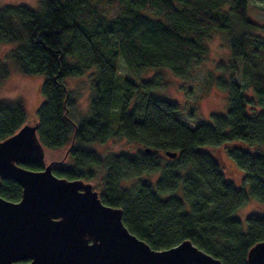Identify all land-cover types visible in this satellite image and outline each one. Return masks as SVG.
Here are the masks:
<instances>
[{
	"label": "trees",
	"instance_id": "obj_1",
	"mask_svg": "<svg viewBox=\"0 0 264 264\" xmlns=\"http://www.w3.org/2000/svg\"><path fill=\"white\" fill-rule=\"evenodd\" d=\"M248 3L39 0L37 10L23 5L0 8V42L23 43L11 57L23 74L44 76V99L35 123L38 139L45 150L67 147L74 163L53 160V173L88 182L96 176L93 168L104 170L101 201L122 209L128 230L154 250L190 240L223 264H249V250L264 242L263 216L248 215L246 226L234 216L248 196L264 203V109L248 108H264V68L245 63L250 56L264 58V25L250 20ZM214 33L225 34L232 57L249 66L244 71L250 74L256 102L232 79H221L219 86L228 92L226 113L190 127L177 117L181 109L176 101L155 95L165 86L163 75L141 77L150 69H169L190 79L193 69L205 61ZM68 57L75 62L69 63ZM120 60L138 83L120 82ZM93 68L90 117L74 123L69 113L75 97L64 79ZM8 74L0 58V81ZM118 89L120 104L115 110ZM26 121L21 102H0V141ZM111 137L137 144V153L102 156L85 146ZM225 144H235L227 152L244 172L240 185L229 181L218 159L205 151ZM167 151L177 156L170 158ZM21 196L17 183L2 181L0 197L18 202Z\"/></svg>",
	"mask_w": 264,
	"mask_h": 264
},
{
	"label": "water",
	"instance_id": "obj_2",
	"mask_svg": "<svg viewBox=\"0 0 264 264\" xmlns=\"http://www.w3.org/2000/svg\"><path fill=\"white\" fill-rule=\"evenodd\" d=\"M45 152L36 124L0 141V186L11 180L22 188L18 202L0 197V264H223L190 240L152 249L128 230L122 209L105 205L91 183L57 177L53 161L44 162ZM38 163L44 168H26ZM248 262L264 264V242L249 250Z\"/></svg>",
	"mask_w": 264,
	"mask_h": 264
},
{
	"label": "rangeland",
	"instance_id": "obj_3",
	"mask_svg": "<svg viewBox=\"0 0 264 264\" xmlns=\"http://www.w3.org/2000/svg\"><path fill=\"white\" fill-rule=\"evenodd\" d=\"M20 5L37 10L39 8V0H0V8ZM248 17L252 22L258 25H264V3L249 0ZM22 44L21 42H0V58L9 71L8 77L0 81V102H21L26 113V124L34 125L37 122V109L44 99L40 93L44 76L25 75L20 71L18 64L11 57V53ZM255 44L257 45L258 43ZM207 45L208 54L205 61L199 67L193 69L192 75L188 80L177 77L169 69H150L141 77L143 80H148L157 72L163 75L165 86L157 91L155 95L163 96L170 101H176L181 109L177 113V117L190 127H195L203 122H212L213 115H223L226 113L228 92L219 86L221 79H232L233 82L243 88L245 95L249 99L256 102L250 74L244 71L249 66L244 64L242 59L232 57L228 47L227 36L223 33H214L212 38L207 42ZM253 46L254 44H252L250 50ZM68 62L72 64L75 62V59L68 57ZM245 63H255L257 65L256 70L264 68V58L261 55H257V58L250 56V59ZM95 73L96 69L93 68L83 76L67 77L64 79L67 90L72 94V97L73 95L75 97H73L75 104L69 113L74 123H79L90 117V102L93 93L92 79ZM118 74L120 82L123 79L135 83L139 82L135 77H132L131 72L121 60L118 63ZM119 104L120 89L117 90L115 96V110H118ZM248 108L249 110L256 108V111L264 109L261 106L254 107L253 105H249ZM114 115L113 113L112 116L115 119L116 116ZM114 127H116V124L113 123L112 128L114 129ZM231 145L233 146L235 144L207 147L205 151L211 153L218 159L229 181L240 185L243 181L244 172L228 155L227 149ZM85 146L102 156L119 153L135 154L139 148L137 144L116 137H111L105 143H87ZM254 150L252 151L254 152ZM45 153L44 162L46 164L53 160L61 161L65 159V165H74L71 157L66 155L67 147L57 150H46ZM261 153L264 154V149ZM93 170L96 176L88 182L93 185L95 190L100 192L105 171L99 168H93ZM153 178L155 180L157 176ZM248 215L264 217V203L248 196L244 206L234 216L240 219L243 225L246 226L245 219Z\"/></svg>",
	"mask_w": 264,
	"mask_h": 264
}]
</instances>
